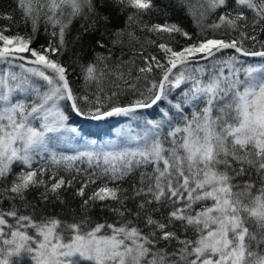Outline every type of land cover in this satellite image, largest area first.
<instances>
[{"label": "snow or ice", "instance_id": "6c2138e0", "mask_svg": "<svg viewBox=\"0 0 264 264\" xmlns=\"http://www.w3.org/2000/svg\"><path fill=\"white\" fill-rule=\"evenodd\" d=\"M14 3L30 32L0 26V205H10L0 207V264H264V0ZM170 10L199 33L150 22ZM113 12L124 27L111 26ZM0 19L16 23L12 13ZM41 25L49 39L33 46ZM88 39L101 51L85 59ZM70 46L71 65L61 59ZM77 67L82 86L70 76ZM151 109L159 119L144 117ZM72 114L137 124L119 142L81 150ZM78 162L92 169L76 190L80 218L35 220L27 195L43 189L41 202L63 203L59 190L76 176L59 172L79 174ZM95 207L115 219L98 222L88 215Z\"/></svg>", "mask_w": 264, "mask_h": 264}, {"label": "trees", "instance_id": "16d2710c", "mask_svg": "<svg viewBox=\"0 0 264 264\" xmlns=\"http://www.w3.org/2000/svg\"><path fill=\"white\" fill-rule=\"evenodd\" d=\"M167 0H156L157 4H163L166 3ZM193 3H195V0H193ZM5 13H12L14 15V20L16 23L10 22L6 19H0V26L8 25L11 29V34H15L17 31H19L21 34L28 31L30 32V25L27 27L24 25L23 20L21 19L20 12L16 8V5L14 3V0H0V14ZM251 15V14H250ZM145 19H148L145 17ZM167 20L169 23H176L183 27L186 31H189L190 33H193L194 35L199 33V29L195 26L193 23L192 17L189 15H186L183 10H170V14L167 17H164L163 15H157L153 14L151 17L152 23L156 22H164V20ZM215 19V14L209 17L207 23H211L212 20ZM17 24L19 27H17ZM125 24V17L123 15H120L116 12L112 13V27L113 28H122ZM79 28V23L74 22L72 31L70 33L71 36H75L76 29ZM136 34L138 36L144 37L145 35H150L146 33H141L139 30H136ZM206 34L210 35L211 30H209ZM221 33L217 32L216 35L219 36ZM260 40H264V33L259 34L258 37ZM49 37L43 30V25H41V30L37 33L36 39L34 41L33 46H40L47 43ZM167 39V37H165ZM176 40L179 41L181 44H184L185 38L177 36ZM251 42H246V46H248ZM138 47V45H137ZM259 44L257 43L255 45L256 49H259ZM94 45L92 44V40L88 39L85 41V48H84V57L85 59H90L93 55ZM95 51H101L100 49H94ZM149 51L162 55V53L159 52V49L153 47H150L148 49ZM131 53L127 52L124 56L125 59H128ZM61 59L68 64L73 63V55L70 50L61 57ZM246 60L248 63H255L260 60V58H253V57H246L242 58ZM140 61L138 60L137 63ZM203 63V61H201ZM71 79L77 82V86H82V78L79 76V68H75L74 71L70 72ZM19 98V97H18ZM144 117L147 119H159L158 116V110L151 109L146 110L143 113ZM70 124H72L78 131L79 136L76 138L78 141L81 139L83 141L84 139H94L96 142H99L103 145L109 144L110 142H119L121 140V136L118 138L113 139L111 136L114 135L113 130L117 126L125 125L129 128H136V124H130V119L127 117H111L107 118L101 121H94L89 119H84L82 117L76 116L75 114H72L70 116ZM83 134V135H82ZM82 135V136H81ZM109 136V138H108ZM125 146L128 147H136V142L131 141L127 142ZM39 159V158H37ZM77 167H79L82 171L79 174H76L75 172L69 174L61 170L59 172V175H63L66 178H71V176L75 175L76 180L73 181V186L70 188H62L60 191V197L63 200V203H61V200L55 199L54 197H50V201L47 203L41 202L39 193L43 189H36L32 192H30L27 195V199L31 201L35 205V212H34V219L40 220L42 216H55L62 221H66L68 223L73 222V220H78L80 218V204H81V198L76 195V190L81 186L82 182L87 179L88 174L92 171V169L88 168V165L86 162L84 163H77ZM47 179V177H46ZM100 184V181H97L96 185L89 184L88 188H86V194H91V192ZM124 187H128V185L125 183L123 185ZM19 201H17V204L19 205ZM9 202L4 201L0 207L4 209L9 208ZM75 209V216L73 215L72 210ZM22 214H32L33 209L31 207L29 208H23L21 207ZM88 215L92 216L97 220L98 222H102L105 218L108 219L109 222H112L115 217L112 215V213L107 212V210L101 211L100 207L92 208V210L88 213ZM10 222H14L12 218H8ZM31 229H29V232Z\"/></svg>", "mask_w": 264, "mask_h": 264}, {"label": "rangeland", "instance_id": "374dc122", "mask_svg": "<svg viewBox=\"0 0 264 264\" xmlns=\"http://www.w3.org/2000/svg\"><path fill=\"white\" fill-rule=\"evenodd\" d=\"M0 67H6L5 65H0ZM14 71H20L19 68H14L13 69ZM137 124L136 121H132L130 120V124ZM69 124V127H72V128H75L72 124H70V121L68 122ZM136 126V125H135ZM76 129V128H75ZM127 129H129V127L125 126V125H121V126H117L113 132H114V135L111 136L113 139L115 138H118L121 136V133L123 131H126ZM70 136L74 137V144L76 147H79L81 150L85 149L88 145H103L99 142H96L94 139H84L83 141H81V139L78 141L76 138L79 136V131L77 130L75 133H70L69 134ZM83 135V134H82ZM81 135V136H82ZM109 138V136H108ZM105 145H107L105 143ZM57 151L59 152H64L66 154H74V151H75V148H69L67 147L66 145H59L57 146ZM33 230L30 231V234H32ZM20 264H33V262L31 261L30 258H28L27 256H25L21 261H20ZM81 264H88V262H85V261H81Z\"/></svg>", "mask_w": 264, "mask_h": 264}]
</instances>
